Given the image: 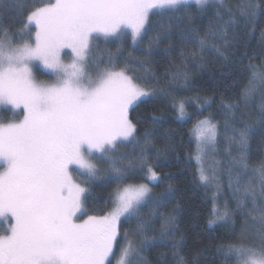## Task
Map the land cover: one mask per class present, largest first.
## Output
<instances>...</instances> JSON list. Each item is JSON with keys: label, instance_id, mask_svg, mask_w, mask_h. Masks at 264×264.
<instances>
[{"label": "snow or ice", "instance_id": "snow-or-ice-1", "mask_svg": "<svg viewBox=\"0 0 264 264\" xmlns=\"http://www.w3.org/2000/svg\"><path fill=\"white\" fill-rule=\"evenodd\" d=\"M209 0H54L32 9L27 22L16 20L24 26L20 29L22 43L13 44L0 14V113L11 112L17 122L0 124V264H151L145 253L163 246L171 249L175 264H187L181 250L184 240L176 229L175 212L162 213L161 208L175 198L174 187L162 193H154L151 183H164L170 175H161L149 163L148 150L140 140L149 143V133L138 137L136 124L130 119L141 105L155 103L170 95L169 89L159 85L155 76L145 71L143 77L129 75L133 68H144L146 61L134 53L150 57L159 46L161 36L168 38L170 26L150 24L152 16L179 19L182 10L187 14L190 4L202 11ZM225 0H216L224 5ZM237 17L227 10L224 20L217 10L221 24L209 27L205 36L199 35L194 21L189 18L181 37L198 43L202 53L212 51L224 55L220 48L208 45V37L224 39L229 45L228 30L241 22L255 25L264 17V0L249 2L240 9ZM12 21L9 22L11 27ZM32 26L36 31L33 37ZM264 36V33H262ZM103 39L118 45L116 54L108 53L107 60L95 57L93 40ZM145 39L148 45H144ZM132 51L124 52L129 43ZM70 49V52H65ZM167 51V50H166ZM70 56L65 63L62 55ZM183 54V53H182ZM195 56L197 53L193 52ZM125 65L119 71L117 67ZM106 67L93 77L88 68ZM252 72L245 87L244 99L252 98L256 82L264 86V69L250 64ZM39 72L52 79L38 81ZM180 73L173 75L170 88L179 87ZM187 91L189 81L184 77ZM144 86H141L140 82ZM153 86L149 87V84ZM188 99L177 100L172 96L170 105L178 121L187 122L200 111L211 107L209 101L197 105V112L188 113ZM221 106L231 111L237 104ZM3 119V116H0ZM154 125L164 121L162 116L151 117ZM225 122L233 135L229 144L241 151L232 157V167L237 169L235 185L229 182L235 207L223 211L216 206L220 193L211 199L209 225L234 227L235 215H241V242L220 245L218 252L224 255V264H264V162L251 175L259 177V190L248 187L241 194V182L251 175L247 157L249 134L252 125L235 126ZM259 122L264 126V106L260 109ZM190 141L196 144L197 174L202 186L211 183L206 174L203 157L207 149L219 140V132L212 118L197 119L189 130ZM121 146L127 151H120ZM139 149V152H137ZM230 155V151H229ZM82 177L77 183L73 176ZM144 180L145 182H137ZM103 197L93 193L94 187L108 188ZM239 194V195H238ZM259 197V203L257 202ZM103 199L109 210L101 216L87 215L85 205L89 200ZM251 201V209L248 201ZM145 209L148 210L145 213ZM259 212L254 219L259 227L250 226L252 212ZM135 222V227L123 229V225ZM159 222V228L156 227ZM159 233L158 235L156 233ZM251 235L249 243L242 242ZM166 257L167 253H161Z\"/></svg>", "mask_w": 264, "mask_h": 264}, {"label": "trees", "instance_id": "trees-1", "mask_svg": "<svg viewBox=\"0 0 264 264\" xmlns=\"http://www.w3.org/2000/svg\"><path fill=\"white\" fill-rule=\"evenodd\" d=\"M251 3H260L261 0H225L224 5L209 4L204 6L201 11L195 4H190L187 14L182 10L177 14L179 19L160 18L152 16L150 24L156 27L149 33L150 36L159 31V26L164 25L166 28L170 26V35L168 38L161 36L159 46L154 49V53L150 57L142 56L139 52L134 56L139 60H145L144 68L129 65L133 68L128 74L137 77H143L145 71H149L155 76L161 87L169 89L170 95L159 98L157 102L148 105H141L134 112H130V119L138 129L136 135L143 137L149 133V143L140 140L142 147L148 150L151 163L155 171L161 175H170L171 180L164 183H152L149 186L154 193H162L171 183L174 187L175 198L167 203V206L161 208L162 213L175 212L176 229L179 233L177 239L183 237L184 247L181 255L187 261V264H224V255L218 252L220 245L228 243L241 242V226L244 218L241 215H235V225L229 222V226L224 227L219 223L209 225L210 210L213 206L211 197L212 190L204 187L199 181L197 174V162L194 157V142L190 141L189 130L192 129L195 121L202 117L212 118L213 124L217 125L219 132V140L215 144V153L219 159V167L221 168V177L230 174L232 181H235L237 175L236 168H233L232 157H239L241 151L234 145L229 144V138L233 135L230 128L226 130L225 122L233 123L232 117H235V126L244 127L246 124L252 125V132L249 134L248 150L244 153L247 157L249 168L257 169L264 162V126L259 122L260 109L264 106V86H255L252 98L248 102L243 103L241 92L246 87L248 79L252 72L248 69L250 64L256 65L264 69V17H260L255 25L245 26L242 22L235 26L234 29L228 30L227 39L229 45L225 44L224 39L216 37H208V45H215L220 48L224 55L205 50L202 55L198 43L190 40L182 39L181 32L187 26L189 18L194 21V27L199 29V35L205 36L209 27L219 26L221 21L217 19V10L221 11L224 20H227V10L231 9L232 13L237 17L240 16L239 9ZM44 3V0H0V14L4 22V27L9 28L8 36L14 37L12 43L19 44L23 41L19 39L20 29L23 28L22 23H16V20L27 22L28 13ZM41 7V6H40ZM12 21L11 27L9 22ZM32 35L35 34V28L31 29ZM0 33V39H3ZM144 45H148L145 39ZM118 45L115 43H106L103 39L93 41L94 56L107 60L108 53L116 54ZM167 50V51H166ZM132 51L129 43L125 44V55ZM197 53L193 56L191 53ZM102 53V54H101ZM183 53V54H182ZM101 54V55H100ZM106 65L101 64L99 69L89 68L93 73L101 72ZM121 63L116 71L124 68ZM180 73L178 80L179 87L170 88L173 83V75ZM187 75L189 86L188 90H182L184 87V75ZM37 77L51 79L46 75L36 72ZM141 86H144L141 81ZM149 87L153 86L151 83ZM175 95L177 100L188 99L185 110L188 113L197 112V105L204 104L205 101L211 103V107L205 105L206 110L200 111L199 115L193 116L186 123L178 121L176 113L170 105L172 96ZM221 101L225 104H237L238 108L231 111L221 106ZM153 115L162 116L164 121L159 125H154L151 117ZM16 119V118H15ZM194 122L192 123V120ZM3 122L6 120H2ZM128 149L121 146L120 151L124 152ZM230 151V155H229ZM139 152V149H137ZM251 174V172H250ZM74 179L82 182V177L75 176ZM249 179L248 176L243 178L240 188L241 192L247 186L244 185ZM254 181V180H253ZM137 182H145L138 180ZM252 182L250 183V185ZM111 187L100 188L94 187L93 193L103 197ZM223 185L219 199L215 202L216 206L220 205L225 208L227 203L228 210L231 211L235 207V200L232 199V191ZM258 191V190H256ZM239 195V194H238ZM259 203V200H258ZM87 215L98 216L106 213L109 208L103 206V199L89 200L85 205ZM251 201H248V208L251 209ZM219 208V207H218ZM148 212L147 209L144 210ZM259 212H252V221L257 222L254 218L258 217ZM248 223H252L251 219ZM135 227V222L126 223L123 229H131ZM156 227L159 228V222ZM159 234L158 232L156 233ZM251 238V237H250ZM244 238L242 242L246 243ZM161 253H167L166 257H161ZM151 264H175L171 256V249L158 246L145 253Z\"/></svg>", "mask_w": 264, "mask_h": 264}, {"label": "rangeland", "instance_id": "rangeland-1", "mask_svg": "<svg viewBox=\"0 0 264 264\" xmlns=\"http://www.w3.org/2000/svg\"><path fill=\"white\" fill-rule=\"evenodd\" d=\"M50 2V0H44V3H42L41 5H39V6H37V7H42V6H44V4H46V3H49ZM51 2H54V0H51ZM193 4H195V3H193ZM209 4H216V0H209V2H208V4L207 5H209ZM206 6V5H205ZM32 27H34L35 28V26H32ZM35 30H36V28H35ZM35 35V34H34ZM34 37V36H33ZM101 40V39H100ZM94 41V40H93ZM93 43V42H92ZM14 44V43H13ZM15 45V44H14ZM65 52H70V49H65L64 50ZM102 54V53H101ZM100 54V55H101ZM62 55V58H63V60H64V62L65 63H70V56H64V54L62 53L61 54ZM105 58H108V57H106V55H105ZM87 72L89 73V74H91L93 77H95V76H97V73H93L89 68L87 69ZM251 77H252V75L250 76V78L248 79V82H247V85L249 84V80L251 79ZM35 78L38 80V81H43V82H47V83H51V82H53L52 81V79H47V78H39V77H37V75H36V73H35ZM246 85V86H247ZM255 86H258V87H260L261 85L259 84V82H256V85ZM244 89H245V87L243 88V90H242V92H241V99H242V101H243V103H246V102H248V100H245L244 99V95H243V92H244ZM0 116H3V119L4 120H6V121H2L3 119H0V124H7V123H9V122H17L19 119H22L23 117H22V113H21V115L20 116H18V117H16V119L13 121V119H12V113L11 112H2V113H0ZM204 118H206V117H202L201 119H204ZM194 122V119L192 120V123ZM213 123V122H212ZM193 142H194V140H193ZM194 146H195V150H194V156L196 155V144H195V142H194ZM215 145L213 146V147H210L209 149H207V152H206V155H204V157H203V164H204V168H205V171H206V174L209 176V178H210V181H211V183H210V185L208 186L211 190H212V194L213 193H221V191H222V188H223V185H225L226 187L225 188H227V189H229V187H228V185H229V182H230V177H228L230 174H227V176H225V175H222V176H224V177H226L227 178V181L226 180H223L222 179V177H221V168L219 167V163H220V161H219V159L217 158V153H215ZM264 159V158H263ZM234 168V167H233ZM253 169V167L252 168H249V170H250V172H251V170ZM5 169L3 168V167H0V172H3ZM235 172H237L236 170H235ZM251 175V174H250ZM73 178H74V176H73ZM75 180V179H74ZM249 180V179H248ZM248 180L246 181V182H244V185L245 186H247L248 188H250L251 190H253V191H256V190H259V177L257 176V175H251V182H252V184L250 185L249 183H248ZM254 180V181H253ZM76 181V180H75ZM77 182V181H76ZM147 181H145V183H146ZM231 182H232V184L233 185H235V181H232L231 180ZM78 183V182H77ZM152 184V183H151ZM150 185V184H149ZM230 192L232 191V190H229ZM243 192H241V194H242ZM260 198L259 197H257V202H258V200H259ZM250 200V199H249ZM236 203V202H235ZM217 207H219L220 208V210L221 211H223L224 210V208L223 207H221L220 205H217ZM105 214V213H104ZM103 214V215H104ZM95 216V215H94ZM98 216H101V215H98ZM82 219H87V216H82ZM251 222L252 223H249V225L250 226H254V227H256V228H258L259 227V223L258 222H253L252 221V219H251ZM243 223H244V221H243ZM243 223H241V224H243ZM5 234H7V233H4V232H0V235H5ZM251 237V235H248V236H246L245 238H250ZM252 238V237H251ZM251 238L250 239H247V241H246V243H249L250 242V240H251Z\"/></svg>", "mask_w": 264, "mask_h": 264}]
</instances>
